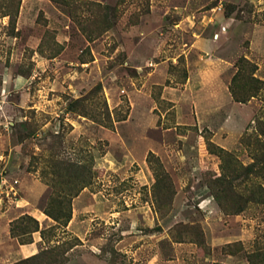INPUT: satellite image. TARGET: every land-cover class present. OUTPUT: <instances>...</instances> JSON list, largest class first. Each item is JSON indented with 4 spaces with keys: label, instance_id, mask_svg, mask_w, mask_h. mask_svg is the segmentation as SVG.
Instances as JSON below:
<instances>
[{
    "label": "rangeland",
    "instance_id": "rangeland-1",
    "mask_svg": "<svg viewBox=\"0 0 264 264\" xmlns=\"http://www.w3.org/2000/svg\"><path fill=\"white\" fill-rule=\"evenodd\" d=\"M241 57L264 82V0H20L0 18V213L31 179L40 208L73 163L91 183L38 252L76 238L62 264H248L264 206L227 214L213 195L215 147L249 164L239 142L264 116V91L228 92Z\"/></svg>",
    "mask_w": 264,
    "mask_h": 264
},
{
    "label": "trees",
    "instance_id": "trees-1",
    "mask_svg": "<svg viewBox=\"0 0 264 264\" xmlns=\"http://www.w3.org/2000/svg\"><path fill=\"white\" fill-rule=\"evenodd\" d=\"M60 3L63 0H50ZM20 0H0V18L8 17V24L13 25ZM235 73L230 79L228 92L233 102L245 104L251 98H259L264 91V82L254 76L256 66L244 57L239 58L234 64ZM242 80L238 87L234 84ZM264 95V94H263ZM80 101H75L74 105H79ZM71 109V107H70ZM69 109V110H70ZM106 118L98 121L104 128L111 129L113 122L123 121L124 117ZM94 119V117H92ZM96 121V119H94ZM103 121V122H102ZM246 150L251 162L245 166L240 165L231 153L221 148L215 147V154L220 160V175L216 177L214 183L218 187V193H214L220 209L227 214L237 215L244 211L249 205L264 206V116H255L250 133H245L239 142ZM64 167L54 166L52 174L56 178L63 179L58 191H54L52 186L45 183L51 189L49 196L40 210L44 216L50 219L54 225L46 229H39L38 223L32 217L24 214L9 223V235L15 238L19 245L31 243V234L39 232L42 241L46 234L52 233L56 229H63L71 217V200L79 192L86 188L91 182L89 170H84L80 165L73 163H61ZM60 170H63L61 175ZM242 178L237 184H233L237 178ZM243 183L245 186L236 189ZM61 185V186H62ZM28 224L30 227L28 229ZM27 237H24V236ZM24 237V239H22ZM72 241V242H71ZM76 238L65 243L51 245L36 254L19 260L12 264H62V256L65 251L76 244ZM65 245V246H64ZM248 264H264V249L259 248L248 254Z\"/></svg>",
    "mask_w": 264,
    "mask_h": 264
},
{
    "label": "crops",
    "instance_id": "crops-1",
    "mask_svg": "<svg viewBox=\"0 0 264 264\" xmlns=\"http://www.w3.org/2000/svg\"><path fill=\"white\" fill-rule=\"evenodd\" d=\"M22 189L23 191H28L29 189L31 194L28 197L19 196V198L14 201V217H4V215L0 213V264H12L28 258L36 254L40 246L41 239L39 232H33L31 234V243L29 244L19 245L15 238H11L8 224L12 220L26 214L36 220L41 227L42 224L51 222L42 214L40 208L36 205L45 192V186L31 179L28 183L22 182Z\"/></svg>",
    "mask_w": 264,
    "mask_h": 264
},
{
    "label": "built area",
    "instance_id": "built-area-1",
    "mask_svg": "<svg viewBox=\"0 0 264 264\" xmlns=\"http://www.w3.org/2000/svg\"><path fill=\"white\" fill-rule=\"evenodd\" d=\"M13 188H9V191H8V193H11L12 195H14V193H12L13 192V190H12Z\"/></svg>",
    "mask_w": 264,
    "mask_h": 264
}]
</instances>
